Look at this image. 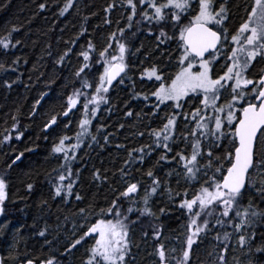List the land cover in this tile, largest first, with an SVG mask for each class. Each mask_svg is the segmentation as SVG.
Returning <instances> with one entry per match:
<instances>
[{"label":"snow or ice","instance_id":"1","mask_svg":"<svg viewBox=\"0 0 264 264\" xmlns=\"http://www.w3.org/2000/svg\"><path fill=\"white\" fill-rule=\"evenodd\" d=\"M53 2L40 0L36 6L37 14L47 11ZM9 3L11 0H6L0 8H7ZM76 3L77 0H63L56 17H65L70 9L76 8ZM237 9H240L239 5ZM76 11L78 14L79 9L76 8ZM102 11L105 15L101 17V23L108 27L105 44L98 52L96 45L88 39L90 33L86 25L90 17L84 16L79 30L64 41L65 48L53 56L54 63L60 66H71L73 56L77 57L72 75L79 79L80 87L67 95L66 104L61 105L60 112L49 115L42 126V132L46 134L43 138L48 139L50 130L55 131L61 123L68 126L73 110H82L83 115L77 121L79 130L74 144L66 146L71 139L68 135L60 136L58 143L53 142L51 153L63 163L52 170L54 176L48 173L49 199L59 198L60 204L69 203L70 197L75 201L84 199L77 187L82 169L73 167L80 159L75 152L86 141L88 149L99 146L101 139L104 146L109 144L112 133H107L103 124H98L92 131V121L97 119L102 104L109 115L113 109L119 110L111 93L124 85L126 79H132L128 73L126 54L140 53L146 60L155 57L160 62L143 69L141 81L146 77L153 82L147 85L148 91H135V81L132 82L130 100L122 102L123 115L138 120L151 116L160 120V124H148L145 126L147 132L133 133L140 137L147 135V140L141 141L139 147L125 149L127 157L119 169V175L112 174L114 182L122 187L113 189L109 204L99 207L94 220L90 219L95 211L92 206L81 207L78 215L83 222L73 224L72 238L61 247H56L59 240L54 242L48 238L49 231L45 225L36 231V235L42 238L41 253L45 246L48 247L47 256H27L22 261L19 255H13L10 251L7 257L0 256V264H70L68 258L75 256L80 248L85 250L80 264H135V255L131 251V225L146 215L159 219V215L170 214L169 205L185 210L187 223L183 238L178 236L176 239L177 246H166L161 241L162 230L153 229L157 243L153 245L154 252L150 255L157 257L155 264H169L170 257L175 264H191L196 250L193 246L198 248V239L202 242L217 225L222 228L229 224L233 226V233H223V241H229L230 236L238 234V245L250 247L255 233H248L247 229H254L264 222V209L255 203L257 199L264 202V0L246 3L241 23L232 32L226 23L232 16L228 0H119V4L117 0H111ZM132 29L135 31H130ZM60 30L64 31L63 28ZM21 31L20 25H12L5 35L0 36V54L13 55L11 66L0 62V72L18 73L15 79L3 81L7 89L21 82L20 77L24 72L19 70L20 66L29 63L26 57L15 55L14 50L23 41L14 34ZM139 31L147 33L151 52L143 42L135 53L127 46L126 33L135 37ZM82 37L87 41V48L80 45L78 52L73 51ZM172 44H175V50ZM114 46L118 55L109 51ZM46 52L49 56L53 55L51 45ZM93 52H96L95 56L91 55ZM222 55L224 61L218 64ZM173 59L179 71L174 77L165 79L161 65L165 60ZM98 64L102 72L97 78V73L92 69ZM194 67H198L195 72L192 71ZM32 71L39 80L41 73L35 64ZM90 75L95 78L94 83H89ZM52 83H55V77L46 86L51 88ZM85 88L92 89V93L83 92ZM47 96L48 92H42L33 109L38 108ZM151 97H155L156 102L149 104ZM131 100L144 102L140 111L131 110ZM144 108H148V111L145 112ZM209 110L211 115L208 114ZM162 111L164 115L160 116ZM35 114L33 111L29 115ZM60 117H69V120L61 121ZM11 119L12 125L0 134V150L24 136L25 129L18 127L19 118L14 115ZM124 127L123 123L119 124V128ZM13 132L16 133L14 136ZM115 147L125 148L119 143ZM26 150L33 151L31 148ZM153 153H156L155 158L144 169L146 160L153 157ZM3 154L7 156V152ZM23 157V151L9 156L6 173L13 166L18 167ZM164 165L170 168L161 179L155 169ZM133 167L143 171L148 180L129 179ZM173 176L176 177L175 189L169 186ZM110 179L107 170H91V181L97 187L109 184ZM24 189L27 194L34 191L31 180L25 182ZM190 191L191 198H188ZM160 193L167 194V201H161L162 206L153 211L156 207L154 197ZM20 200H24V197H20ZM125 202L129 207L122 211ZM16 203V199L10 198L7 175H0V217L8 215L9 205ZM141 204L142 207L139 206ZM39 206L42 210L47 208L48 200H41ZM133 213L138 214L136 221L129 218ZM10 223L0 225V232L6 231ZM32 227L35 228V222ZM20 231L17 228L16 234L19 235ZM201 233L205 235L202 237ZM215 239L219 241L220 236L217 235ZM13 241L10 248L15 249L19 243L16 235ZM256 251H264V246L257 247ZM224 252H227L226 246ZM218 260L219 264H226L224 255L218 254Z\"/></svg>","mask_w":264,"mask_h":264},{"label":"trees","instance_id":"2","mask_svg":"<svg viewBox=\"0 0 264 264\" xmlns=\"http://www.w3.org/2000/svg\"><path fill=\"white\" fill-rule=\"evenodd\" d=\"M5 2L6 0H0V6ZM39 2L40 0H11L7 8H0V36L5 35L12 25H20L22 31L15 33L14 37L20 38L23 43L14 51L15 55L24 56L29 61L28 64L20 66L19 70L23 71L24 75L20 77L21 82L14 85L12 89L4 87L3 81L5 79H15L18 73L0 72V134L4 132L5 128H9L12 125L11 117L14 115L19 118L18 127L25 129L24 136L20 141L13 140L0 150V175H7L10 183V198L18 201L16 204L9 205L8 215L0 217V225L11 221L8 229L0 232V256L7 257L11 251L13 255H19L22 261H25L27 256H40L43 258L48 255L47 246L44 247L43 253H41L40 242L42 238L36 235V231L44 228L45 225H47L49 231L48 238L54 242L60 241L59 244H56V247L59 248L72 238L70 233L72 232L73 224L83 222L78 215L81 207L87 208L91 205L95 211L90 219L94 220L95 213L99 211V207L109 204L113 196V189L122 187L119 183L114 182L115 178L112 174L116 173L117 176L119 175V169L127 157L125 149L130 150L134 147H139L141 141L147 140V135L140 137L133 133L137 131L147 132L145 126L148 124L152 126L160 124V120L151 116L138 120L123 115L124 107L122 102L130 100L132 82L135 81V91H148L147 85L153 82L148 81L146 77L143 82L141 81L140 77L143 69L147 68L149 64L160 62L155 57L146 60L145 56L140 53L135 55L126 54V61L129 65L128 73L132 79H126L124 85H120L116 92L111 93L119 110L113 109V113L109 115L108 112L104 111L106 106L102 104L100 106L101 111L97 114V119L92 121V131H95L98 124H103L106 132L112 133L109 136V144L104 146L101 139L99 146L94 145L92 149H88L86 141L85 145L75 152V155L80 157V159L74 163L73 167L74 169H82V175L77 187L84 199L75 201L73 197H70L67 204H60L59 198L57 200L49 199L48 173H52L54 176L55 173L52 170L58 164L63 163L55 154L51 153L53 142L58 143L60 136L68 135L71 139L66 142V146L74 144L76 142V132L79 130L77 121L83 115L82 110L80 112L73 110V113L70 114L71 122L68 126H64L61 123L56 127L55 131L50 130L48 139L43 138L46 134L42 132V126L49 118V115L60 112L61 105L66 104L67 95H70L74 88L80 87L79 79L72 75V68L76 66L77 57L73 56L71 66H60L54 63L53 56L59 50L64 49V41L68 40L79 30L84 16L90 17L89 23L86 25L90 33L88 39L92 40L96 45L98 52L105 44L104 37L108 27L101 23V17L105 15L102 9L111 0H77L76 8L79 9L78 14L76 8H74L70 9L69 14L65 17L60 18H57L55 14L63 6V0H54L50 4L49 9L42 14H37L36 12V6ZM117 3L119 4V0H117ZM93 13H96V15H93ZM116 15H119V13H116ZM239 16L240 12L238 11L234 19L239 23L235 25L234 29L241 22V19H238ZM98 24L100 25L99 28L96 27ZM61 28L64 29L63 32H61ZM112 28L115 30V25ZM130 31H135V29ZM126 36H128L127 46L132 53H135V49L140 47L141 42L144 43L148 52H151L149 41L146 39V32L139 31L135 37H131L126 33ZM49 45H51L52 56H49L46 52ZM80 45H83L85 49L87 48V41L83 37L73 51L78 52ZM171 47L175 50V44H172ZM109 51L118 55L115 46ZM91 55L95 56L96 52L91 53ZM42 56L43 59H41ZM12 58V53L8 56L0 54V62L6 63V66H11ZM79 59L82 61V57ZM33 64L36 65L39 73H41L39 80H37V74L32 71ZM161 66L164 67L165 79L169 76L174 77L173 72L177 70L175 69L177 68L175 59L171 61L165 60ZM85 71L88 72L87 69ZM92 71L97 73L98 78L99 72H102L101 65L98 64ZM29 75H31V79H29ZM53 77H55V83H52L51 88H48L46 85ZM88 79L89 83H94V77L90 75ZM26 84L29 87H25ZM82 91L92 93L93 90L85 88ZM42 92H48V96L41 101V105L38 108L33 109L36 99ZM117 96L119 99H117ZM155 102V97H151L149 104ZM143 103V101L131 100V110L134 112L140 111ZM77 107L80 108V105H77ZM161 108L163 109L164 106L162 105ZM33 111L36 114L29 115ZM144 111L147 112L148 108H144ZM159 115L163 116L164 112H160ZM60 120H69V117H60ZM120 123L125 125L123 129L119 128ZM12 134L14 136L16 133L13 132ZM98 138H100L99 135ZM118 143L123 144L125 148H116L115 145ZM28 148L33 149V151H27L26 149ZM20 151L24 152L22 162L19 163L18 167L13 166L6 173L5 165L8 157L12 156L14 152L18 153ZM4 152H7V156L3 154ZM84 153H87V155H84ZM133 155L137 154L133 153ZM155 156L156 153H153V157L146 160L143 166L144 169L150 166ZM93 168L107 170V174L111 178L109 184L97 187L91 181V170ZM169 168V165H164L163 167H157L155 171L161 179H164V174ZM129 179L147 181L148 177L143 174V171H137L133 167ZM29 180L34 184V191L31 194H27L24 189L25 182ZM175 181V176L169 181V186L173 189L177 187ZM20 197H24V200L21 201ZM188 198H191V191ZM43 199L48 200V206L42 210L39 205ZM154 201L156 207L153 208V211H157L158 207L162 206L160 202L167 201V194H158L154 197ZM244 203L246 204L247 201L245 200ZM255 203L264 209V202L257 199ZM132 206L136 207V205ZM139 206L142 207L143 205ZM127 207H129V204L125 202L122 211H126ZM169 210L170 214L159 215V219L146 215L140 217L136 223L131 225L130 239L133 243L131 251L135 255V264H155L157 257L150 255V253L154 252L153 245L157 243L152 234L153 229L162 230L161 241L166 246H177V237L183 238L182 233L187 223V214L185 210L179 209L178 206L169 205ZM182 213L184 214L182 215ZM137 215V213L130 214V220L136 221ZM65 217H67V220ZM34 222L35 228L32 227ZM17 228L21 229L19 235L16 234ZM233 230L231 224L223 228L217 225L202 242L198 239L199 247L193 246L196 250L191 257V264H219L218 254L225 256L226 264H264V251H256L257 247L264 246V222L258 224L254 229H247L248 233H255L251 239L250 247L238 245V234L235 237L230 236L229 241H223V233L225 231L233 233ZM14 235H16L19 243L15 249H12L10 245L14 243ZM204 235V233H201L202 237ZM217 235L220 236L219 241L215 239ZM225 246L227 247L226 253L224 252ZM84 255V248H80L79 251L75 252V256L69 257L68 260L70 264H80V259ZM169 264H175L171 257L169 258Z\"/></svg>","mask_w":264,"mask_h":264},{"label":"rangeland","instance_id":"3","mask_svg":"<svg viewBox=\"0 0 264 264\" xmlns=\"http://www.w3.org/2000/svg\"><path fill=\"white\" fill-rule=\"evenodd\" d=\"M228 3H229V5L231 6V9H232V16H231V20L230 21H226V23L228 24L229 31L232 32L234 30L235 25L239 23L238 21L236 22L235 19H234L235 18V14L236 13L238 14V11H239L240 12V16H239L238 19H241L243 17V15H244L243 7L245 6L246 3H251V0H228ZM238 5L240 6L239 10L237 9ZM223 61H224V57L222 55L220 60L217 61V63L219 64V63H222ZM176 69L177 70H175V72H173L174 75H175L176 72L179 71V68H176ZM196 69H198V67H194L192 69V71L195 72ZM208 114L209 115L212 114L211 110L208 111ZM237 115H239V113H237Z\"/></svg>","mask_w":264,"mask_h":264},{"label":"flooded vegetation","instance_id":"4","mask_svg":"<svg viewBox=\"0 0 264 264\" xmlns=\"http://www.w3.org/2000/svg\"><path fill=\"white\" fill-rule=\"evenodd\" d=\"M185 23H187V21H185ZM178 68V67H177ZM176 69V68H175ZM198 69H196V71H197Z\"/></svg>","mask_w":264,"mask_h":264},{"label":"water","instance_id":"5","mask_svg":"<svg viewBox=\"0 0 264 264\" xmlns=\"http://www.w3.org/2000/svg\"><path fill=\"white\" fill-rule=\"evenodd\" d=\"M115 83V82H114Z\"/></svg>","mask_w":264,"mask_h":264}]
</instances>
